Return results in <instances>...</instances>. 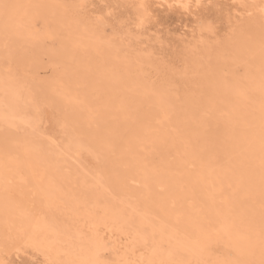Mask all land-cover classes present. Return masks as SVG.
<instances>
[{"label":"rangeland","instance_id":"1","mask_svg":"<svg viewBox=\"0 0 264 264\" xmlns=\"http://www.w3.org/2000/svg\"><path fill=\"white\" fill-rule=\"evenodd\" d=\"M196 1L0 0L1 68L15 69L19 74L30 77L37 92L47 93L62 85L56 83L60 65H73L79 62L81 70L91 72L92 65L88 59H93L96 66L102 65L106 68V73L91 81L90 86L94 88V92L86 98L100 101L106 94H115L127 100L129 103L127 109L131 115L128 119H117L116 127L104 134V143L105 141L112 143V140H115L112 146L101 151L89 149L79 152L82 166L86 164L85 167L90 168V171L84 170L83 175L85 174L88 182L96 183L95 188L99 190L96 189L95 193L85 192L83 188L81 189L80 182L75 183L64 192L61 196L62 202L56 207L47 202L42 184H39L32 171L37 164L48 171L52 170L55 159L37 163L33 158V161L29 158L31 159L33 155H44L41 159H45L49 149L57 143V146L63 147L68 143L78 142L77 136L62 126V121L69 115L64 110L66 108L63 104H56L49 99L42 103V132H34L31 129L19 131L0 123V264L2 261L3 264H67L63 259H50L45 250L30 242L32 239H36L38 243L44 241V232L38 231V223L45 218V221L55 223L63 235L73 236L75 212L78 203L85 199L97 201L108 207L113 200L112 204L126 213L136 208L138 212L135 214L138 217L147 216L151 225L152 222L156 226L167 223L171 234L191 244H196L197 238L200 243L204 241L212 230L220 228L225 219L231 221L232 225L252 222L250 230L252 237L258 236L256 232L264 236V228L259 225L264 220V209H257L255 213L243 211L250 201L257 200L256 193L236 195L232 189L228 191L226 204L220 200L209 201L212 196H209L210 191L208 193L206 190L211 189L202 183L198 173L207 169L209 160L212 161L214 156L199 154L194 148L195 144L179 138L188 120V109L180 98L174 96L164 102H157L164 93H176L175 86L154 88L144 93L147 84L135 81V76L142 75L140 68L134 73H128V60L132 58L128 54L135 55L143 51L151 52L153 56L152 61L142 68L150 73L149 76L151 75V81L154 83L162 77L170 76L174 71L192 74L190 69L192 66L189 65L191 57H194L201 48H206L210 42L209 46H217L228 38L235 52L225 54L224 58L218 61L216 59L211 61L216 69L214 80L218 81L216 84L227 90L230 95L236 91L243 92L244 89L251 90L243 70L250 65L264 64V36L247 30L242 31L237 37L231 34L260 16L262 3L258 1L261 3L259 6L257 0H246L245 6H239L235 4L238 3L237 0H201L199 4ZM253 3L256 8L253 7ZM36 11L42 15L35 14L33 18L26 20L27 14ZM48 21H51L54 27L49 29ZM71 23L78 24L77 28L71 26ZM67 25L71 26V33L63 28ZM94 33H98L104 42L112 41V44L121 46L122 50L126 51L125 57L112 55L109 47L92 49L91 34ZM34 35H37L36 39ZM235 55L239 58L234 59ZM229 58L236 62L226 66V60ZM184 66L186 68L188 66L189 69L184 70ZM261 69L264 71L263 66ZM64 86L72 88L69 84ZM78 87L82 95L84 86ZM160 107L169 109L170 121L161 124L152 118L153 112L158 111ZM103 115L104 111L100 110L94 117L99 121ZM241 120L243 119L238 121ZM85 123L89 125L91 121L89 123L85 120ZM31 137H39L41 140L32 148L24 147L25 140H30ZM51 140L56 145L51 144ZM183 144L187 146L184 147ZM69 151L71 158L70 155L65 158L73 161L75 148L71 146ZM65 158L59 156V159ZM14 159L18 163L13 162ZM14 163L18 165L15 166ZM77 168L75 165L67 172L76 176V173L78 175L81 172L80 166ZM242 181L243 185L248 184L246 179ZM224 185L227 190L234 186L233 183L227 182ZM102 193L104 196L101 198ZM56 210H60L58 211L60 213ZM71 210L72 213H69ZM103 211L101 208L97 214L102 215ZM135 223L136 221L125 225L121 233L113 229L112 240L107 238L106 233L104 234L103 238L107 243L104 261L119 258L114 255V247L121 255L128 246L129 239L138 229V223ZM124 229L127 232H124ZM216 245L211 246V254L218 253ZM136 246L137 255H148L149 247L142 240ZM194 262L190 263L203 264L200 261ZM149 263L146 261V264Z\"/></svg>","mask_w":264,"mask_h":264},{"label":"bare ground","instance_id":"2","mask_svg":"<svg viewBox=\"0 0 264 264\" xmlns=\"http://www.w3.org/2000/svg\"><path fill=\"white\" fill-rule=\"evenodd\" d=\"M200 1L201 0H197L196 3L199 4ZM258 1L262 3H260L261 6ZM237 2L238 3H234L242 6L246 3V0H237ZM257 2V5L260 6V13L262 14L251 21L252 23L247 25L244 24L242 27H239V29L237 28L238 31L232 32L233 34L231 35L235 34L237 37L242 31L247 30L248 32H258L264 36V0H257ZM253 7L256 8V5L254 4ZM35 14H37L36 16L42 15L41 12L37 11L32 14L29 13L26 15V20L33 18ZM227 20L229 19L227 18ZM51 21H53V19ZM51 21L47 23L49 29L54 27ZM72 21L74 22V20ZM68 24L70 25V23ZM78 24L76 25L78 26ZM76 25L71 23V26L77 28ZM71 26L67 25L63 26V28L71 33ZM91 35L92 42L90 46L92 49L99 50L104 47H109L111 48L112 55L125 57L126 51L122 50L121 46L112 44V41L104 42L102 40L103 38H99L100 36L98 33ZM36 37L37 35H34L35 39ZM227 39L221 44H217V46H209L211 44L210 42L209 45H206V48H201V50H197L198 52L195 51L197 53H195V56L193 55L194 57L190 56L191 60L189 63V65L191 64L190 66H192V68L190 67V69H192V74L180 72L179 70L182 69L181 67L179 70L177 69L179 72L173 69L174 72H172L170 76L167 75L165 78L162 77L154 83L151 81V75L149 76L150 73L148 74L147 71H144L142 68L143 65L146 66V64L152 61L153 56L151 52L143 51L135 55L128 54V56L132 58L128 60L127 68L128 73H134L140 68L139 71H141L142 75L135 76V81L140 82V84H147L144 93H148L154 88L175 86L176 93H164L159 97L157 102H164L166 99L169 100L174 98V96L180 98L184 106L188 109V120L186 121V128L181 132L179 138L195 144L194 148L198 150L199 154L205 153L209 154V156L211 155V157L214 156L212 161L211 159L209 160L207 169L198 173L202 183L211 189L206 190L208 193L210 191L211 195L209 196H212L209 201L220 200L226 204L229 196L228 191L232 189L233 193L236 195L245 193L253 195L256 193V195H258L257 200L254 199V201H250L243 210L255 213L257 209H264V71L261 69L262 66L264 67V64H259L257 66L250 65V67L243 70L244 77L250 83L251 90L244 89V93L236 91L230 95L227 90L225 91L223 87H219L216 84L218 82L214 80L216 69L211 63L213 59L218 61L224 58L223 56L225 54L235 52L232 43ZM190 49L189 47V50ZM235 58L239 57L235 55L234 59ZM92 60L93 59L90 58L88 59V62L92 65L91 72L81 70L82 68H79V62L73 65H60L58 68L59 73L56 75V83L62 85L48 91V94L37 92L35 83L30 80V77L19 74L15 69L4 70L0 65V123L2 125L16 130L20 129L26 131L31 129L34 132H42V103L48 99L56 104H63L66 108L64 110L69 114L68 117L62 121V126L69 129L68 131L73 132L74 136H77L78 142L74 144L68 143L66 146L60 147L57 146L58 143L56 145L54 141L51 140V144H55L56 146H52L53 148L49 149L45 159H41L44 155H33L31 159L29 158V160L33 158L37 163L55 159L54 167L53 169L51 168L52 170L50 171L37 163V166L34 165V170H32L34 166L31 169L34 171L39 184H42L43 192L48 200L47 202L54 207L62 202L61 196H63L64 192L75 183L80 182L82 185V187L81 185L80 187L81 189L83 188L85 192L95 193V190L98 189L95 188L96 183L88 182L84 176L85 174L83 175V171H90V168L89 166L85 167L86 164L82 166L79 159L81 154L79 152L89 149L101 151L102 149L112 146L115 140L113 139L112 143H106V141L104 143V134L116 127L117 123L115 121L117 119H128L131 116L127 109L129 107L127 100L119 98L115 94H106L100 101L86 98L91 92H94V88L90 86L91 81L106 73V68L104 66H96V62ZM235 62V60L229 58L228 61L226 60L225 65L229 66L235 64ZM29 67L31 68L32 66ZM84 68L85 67H83V69ZM183 69L188 70L189 67L187 66L186 68V66H184ZM170 72L171 71H169V74ZM63 84H69L72 88H65ZM80 85L84 86L82 95L78 87ZM100 110L104 111V115L103 118H100L98 121L94 116ZM169 115V109L160 107L158 111L153 112L152 118L162 124L163 122L170 121ZM239 119L243 120L239 122ZM85 120L89 123L91 121V123L88 125L85 123ZM60 123L61 122H59V124ZM40 140L39 137H31L30 140L26 139L25 143L22 144L24 147L30 146L32 148V146ZM184 145L187 146V144H183V146ZM71 146L75 148L76 154L74 153L75 159L72 158L73 161H68L65 156L68 157V155H70L69 150ZM59 156L65 159H59ZM13 162L17 161L15 160ZM14 165L17 166L18 164L14 163ZM75 165L76 168L80 166L81 172H79L78 175L76 173V176H72L67 171L70 170V168L73 169ZM196 168L199 169V167ZM183 171L185 172V169ZM243 179H246L247 185L241 183ZM225 182L228 184L233 183L234 186L230 185L231 189L227 190L225 189ZM253 182H256V184L253 185ZM253 188H255V190H252ZM103 196L104 194L102 193L101 198ZM146 196L147 195H145V197ZM125 200L126 199H124V201ZM146 200H148V198H146ZM112 203H109V207L107 205H101L94 200L90 201V199H85L81 203H78V209L77 207L75 208L77 211L75 212L73 236L63 235V232L59 230L55 223L47 222L45 218V220L38 223V231L44 232V241H39L38 243L36 239H32L30 243H35V246H38L41 250H45L50 259H63L67 264H143V262L146 264V261L152 264H189L192 261H195L194 263L200 261L203 264H264V236L256 232L258 236L255 234L256 237H252L253 235L250 234L252 222L232 225L231 221L225 219L224 223L219 226L220 228L212 230L204 241L200 243L197 238L198 242L194 239L196 244H191L184 242L180 238L178 239L174 236L175 234H171L168 231L167 223H160V225L156 226L153 225L152 222L151 225L148 223L149 220L147 216L138 217L137 214H135L138 212L136 208L130 209L129 212L126 213L118 209ZM225 204L224 206H226ZM46 207L48 208L49 206ZM101 208L104 210L103 214L98 215L97 212ZM69 213H72V210ZM134 221L138 223V229L137 231L135 230L133 236L129 239L126 249H124L123 252L121 251L122 254L119 255L117 251H115L116 247L113 246L114 255L119 258H115L112 261H104V252L107 249V243L103 238L104 234L106 233L107 238L112 240L113 229L121 233L125 225H130ZM259 225L264 228V220L259 223ZM124 232L127 231L124 229ZM141 240L149 247L147 248L149 251H146L148 255H143L144 257L136 254V244ZM189 241L191 242V240ZM212 245L217 246L218 253L211 254L212 249L210 248ZM214 252L216 251L214 250ZM212 256L215 257L213 258ZM209 258L211 260H209ZM224 260L226 261L224 262ZM3 263L2 261L1 264Z\"/></svg>","mask_w":264,"mask_h":264}]
</instances>
